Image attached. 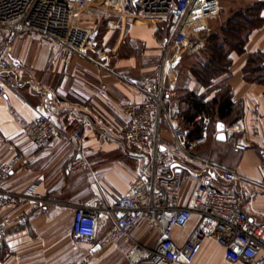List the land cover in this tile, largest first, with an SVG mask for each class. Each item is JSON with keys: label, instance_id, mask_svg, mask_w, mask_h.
I'll return each instance as SVG.
<instances>
[{"label": "crops", "instance_id": "obj_1", "mask_svg": "<svg viewBox=\"0 0 264 264\" xmlns=\"http://www.w3.org/2000/svg\"><path fill=\"white\" fill-rule=\"evenodd\" d=\"M257 1L209 0L205 3L202 0L195 14L200 36L207 40L219 35L224 27L225 20H220L218 26L204 18L212 11V4L220 6L215 11L221 19L223 9L229 17L233 10H241ZM73 2L76 3L74 47L39 35H22L10 49L12 67L0 74V86L5 91L0 100V161L22 155L4 188L23 192L42 180L40 192L62 203L43 208L23 205L0 210V219L11 220L0 249V264H72L81 259L87 245L72 243L76 205L100 192L114 201L127 191L129 182L147 164V158L129 146L125 138L126 119L116 111L114 104L141 102L144 93L137 87L156 90L160 86L165 41L171 31L165 24L167 18L144 17L124 0H100L94 5L84 0ZM261 16L264 18V7ZM2 33L7 36L5 30ZM192 52H197L196 47ZM256 52L264 53V22L248 34L244 52H231L230 72L214 81L230 89L234 104L231 118L224 121L217 114L198 115L196 120H201L205 129L206 119L207 129H211L207 143L198 149L201 155L240 170L256 181H264L256 149L264 144V82L250 80L245 73L249 55ZM169 63L167 74L163 76L165 89L174 90L180 96L194 92L206 101L216 96L217 88L202 85L188 68L184 86L178 87L175 68L180 61ZM185 108L186 105L181 104L171 119L164 120V145L174 144L172 119L182 124L180 114ZM41 113H51L68 130L80 128L89 163L87 169L75 174L67 172L74 153L67 139L56 136L49 147L39 149L26 137L18 119L32 121ZM232 119L235 120L231 123ZM220 124L225 126V141L218 140ZM185 128L193 129L194 125L191 123ZM232 141L247 144L248 149L235 152ZM194 173L187 175L184 203L191 198L198 180V172ZM216 185L241 190L239 184L220 179L216 180ZM244 209L254 222L264 223V186L246 185ZM195 223L196 218L188 228L176 229L174 239L182 244ZM111 224L106 221L98 225V235H103ZM158 236L159 231L141 223L120 244L105 247L93 264H130L126 252L131 245L138 241L152 246ZM190 264L232 263L227 260L223 246L215 239H207Z\"/></svg>", "mask_w": 264, "mask_h": 264}, {"label": "built area", "instance_id": "obj_2", "mask_svg": "<svg viewBox=\"0 0 264 264\" xmlns=\"http://www.w3.org/2000/svg\"><path fill=\"white\" fill-rule=\"evenodd\" d=\"M94 5L100 0H84ZM114 1V0H110ZM136 7L144 17L172 19L173 27L165 41V55L199 0H124ZM73 0H0V74L12 67L10 49L15 40L26 34L42 36L62 45L74 47ZM108 58V56H106ZM164 67V64L163 66ZM163 76L156 90L137 87L144 93L141 102L115 105L116 111L126 119L125 138L129 146L147 158V164L129 182L127 191L114 201L100 192L83 204L76 205L72 224V243L87 245L81 259L72 264H93L94 258L109 244H120L141 223L159 231L152 246L135 241L126 252L130 264L149 261L152 264H190L201 251L205 240L215 239L226 249V258L232 264H264V223L254 222L244 209L246 185L260 184L240 170L231 169L199 153L209 136V122L199 136L190 138L189 132L172 119L174 144L163 143L165 119H171L180 109V95L165 89ZM5 91L0 86V100ZM171 121V120H170ZM26 137L39 149H45L54 137L67 139L74 149L67 164V172L75 174L89 167L83 150V134L79 127L68 130L51 113H41L35 120L18 119ZM235 152L248 149L247 144L232 141ZM261 158L264 176V144L256 147ZM21 154L0 161V210L9 207L33 205L43 208L60 205V201L47 198L41 192L42 180L23 192L6 190L10 173L16 168ZM198 172L193 194L187 203L183 192L188 174ZM239 184L241 190L220 188L216 180ZM196 218L189 236L182 243L174 237L176 229H186ZM111 221L110 228L98 235L97 227ZM11 220L0 219V249L8 233Z\"/></svg>", "mask_w": 264, "mask_h": 264}, {"label": "trees", "instance_id": "obj_3", "mask_svg": "<svg viewBox=\"0 0 264 264\" xmlns=\"http://www.w3.org/2000/svg\"><path fill=\"white\" fill-rule=\"evenodd\" d=\"M264 7V0L257 1L244 10H240L237 15L229 21L222 34L226 37L228 48L220 43L221 35L213 36L209 39L210 47L206 50L205 61H202L199 69H192V74L198 82L204 86L214 84V81L230 72L232 51L244 52L248 34L255 28L262 25L264 18L261 11ZM245 73L248 79L264 82V53L256 52L249 55ZM181 104L186 108L182 110L180 117L182 125L188 127L193 123V129H187L190 138L199 136L204 127L201 120H196L198 115L214 116L218 115L221 120H229L234 112V104L231 100L230 89L227 87L224 92H217L216 96L206 101L203 96H198L194 92H188L180 96ZM232 119L230 122H234ZM213 123V122H212ZM215 127V123H213ZM186 129V128H185ZM211 129H209V136ZM208 136V138H209Z\"/></svg>", "mask_w": 264, "mask_h": 264}, {"label": "rangeland", "instance_id": "obj_4", "mask_svg": "<svg viewBox=\"0 0 264 264\" xmlns=\"http://www.w3.org/2000/svg\"><path fill=\"white\" fill-rule=\"evenodd\" d=\"M202 0H199V3ZM205 3H208L209 0H205ZM261 1V0H259ZM212 3V2H210ZM216 3V1L214 2ZM225 3V2H223ZM199 5V4H198ZM248 6L242 8L241 10L246 9ZM217 9H220V6L217 7V5L214 6V4H212V11H208L206 14V16H204V18H206L207 20H212L211 23H214L216 25H220V20L223 22L225 20V24L224 27L222 28V30L224 28H226L227 24L229 23V21L231 19H233L237 13L240 10H233L230 13V16L228 17L226 15V11L225 9H223V13H222V18L220 19V15L217 16L216 11ZM196 10L193 12L192 15H190V17L188 18V20L186 21V23L184 24L181 33L178 35L176 42L173 44L171 50L169 53H166V55H164L163 59H162V66L164 64V67H161L162 69V74H167V69L170 65L169 62H179L180 61V65L177 66L175 68V71L177 72V81H178V87H182L184 86V83L186 81V77H187V70L186 68L190 69L192 71V69H199L201 67V63L202 61H205V58L207 56L206 54V50L210 47V37L206 40L204 39L202 36H200L199 32V22L196 24L195 20H196ZM225 13V15H224ZM229 14V13H227ZM205 19V20H206ZM166 25H169V29L172 31V27H173V21L172 19H167L165 21ZM222 30L219 32V35H221L220 38V43L225 42L224 47L227 49L228 43H226V37H224V35L222 34ZM171 31H169L168 33V37L171 34ZM0 37L5 38V36L2 33V30H0ZM167 37V38H168ZM166 38V40H167ZM197 52H192V49L194 48ZM191 48V49H190ZM195 51V50H193ZM165 53V52H164ZM166 70V71H165ZM210 87H213V89L217 88V92H224L225 89L227 88L226 85H222V86H218L217 83H214L212 85H210Z\"/></svg>", "mask_w": 264, "mask_h": 264}, {"label": "water", "instance_id": "obj_5", "mask_svg": "<svg viewBox=\"0 0 264 264\" xmlns=\"http://www.w3.org/2000/svg\"><path fill=\"white\" fill-rule=\"evenodd\" d=\"M225 126L223 124H220L218 126V130L220 131L218 134V140L225 141L226 140V134L223 132Z\"/></svg>", "mask_w": 264, "mask_h": 264}]
</instances>
